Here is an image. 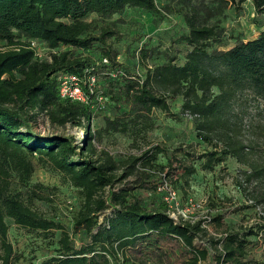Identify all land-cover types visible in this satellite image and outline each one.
Instances as JSON below:
<instances>
[{
	"label": "trees",
	"instance_id": "obj_1",
	"mask_svg": "<svg viewBox=\"0 0 264 264\" xmlns=\"http://www.w3.org/2000/svg\"><path fill=\"white\" fill-rule=\"evenodd\" d=\"M186 1L192 14L182 36L189 47L184 63L173 56L161 65H146L140 76L118 61L109 41L121 34L111 20L128 8L158 14L155 0H0V42L5 43L0 48V264L27 263L10 240L11 225L55 246L38 264H202L210 258L200 242L206 237L202 222H176L165 201L145 196L157 191L149 181L115 190L162 150L155 147L124 162L100 150L96 143L102 135L92 129L95 115L105 109L99 98L111 104L113 116L104 131L123 134L151 130L154 110L171 115L172 104L181 98L185 116L195 118L198 138L214 148L204 156L206 169L233 159L245 168L239 183L245 191L264 182V156L244 133V111L252 101L264 103V0H251L257 38L233 45H220L218 29L200 21L203 0L194 6L195 0ZM248 1L237 0L238 9ZM229 3L235 0H219L218 9ZM33 41L49 49L47 59L36 56ZM148 52L140 48L137 59H147ZM61 74L96 79L87 103L61 98ZM38 115L54 128L84 129L82 144L66 134H40ZM257 129L251 128L253 136L264 138V124ZM36 162L50 165L76 189L71 229L36 208L56 197L49 187L31 184ZM194 173L186 168V176ZM251 201L264 204V189ZM214 220L220 224L221 218ZM79 232L85 238L81 244L72 236ZM258 235L264 237V224L258 232L211 238L214 261L254 264L246 238Z\"/></svg>",
	"mask_w": 264,
	"mask_h": 264
},
{
	"label": "rangeland",
	"instance_id": "obj_2",
	"mask_svg": "<svg viewBox=\"0 0 264 264\" xmlns=\"http://www.w3.org/2000/svg\"><path fill=\"white\" fill-rule=\"evenodd\" d=\"M192 2V1H191ZM195 3L192 6L196 5ZM237 0L218 9L219 0H203L200 10L201 22L214 26L220 33V45H233L237 40L249 41L257 38L259 32L253 23L254 9L249 0L238 9ZM190 3V2H189ZM186 0H159L158 14L128 8L123 15L112 18L120 32V38H112L109 43L119 52L118 61L129 67L137 75H144L146 65L149 67L161 65L175 56L179 64H183L189 47L182 40L187 33L186 17L191 13V6ZM221 11V12H220ZM95 17H90L89 20ZM220 46L219 44H216ZM5 43L0 42V48ZM140 48L148 49V58L138 60ZM65 48L59 51H64ZM39 59L49 57V49L39 46ZM82 53V52H80ZM94 58H100V52H92ZM104 102V101H103ZM183 101L179 98L172 104L171 115L154 110L151 121V130L137 133H107L106 119L112 118L111 104L104 102V108L97 112L92 123L96 134L102 135L101 143H96L101 150L108 151L118 162H124L129 157H141L155 147L162 150L155 161L143 167L140 164L135 175L115 185V190L124 186L136 187L142 182L149 181L157 188L156 192H144L148 198L165 201L169 191L175 192L174 201L177 208L188 214L192 222H202L206 237L200 242L210 252V258L202 264H216L215 250L208 245L211 238L219 240L229 233H246L249 230L258 232L260 225L264 224V204L258 205L251 201L252 194H258L264 189V182H254L245 191L239 186L245 168L233 159H229L216 166L214 170L205 167V154L214 151L213 146L202 142L196 133L195 118L185 116L182 111ZM244 133L246 140H256L259 145L258 152L264 156V138L253 136L251 128L256 130L264 124V103L251 102L244 111ZM38 132L42 135L66 134L76 138L79 145L84 139V129L67 126L54 128L44 115H38L35 121ZM194 168L195 173L186 176V168ZM123 170L119 171V175ZM31 184H41L56 192L52 204L38 203L36 208L46 217L65 224L69 230L72 228V219L78 208V197L75 188L71 187L47 163L36 162V170ZM178 215V214H177ZM220 217V224L214 219ZM10 240L17 252H21L27 263L38 264L43 256L48 254L50 248L55 246L48 242L43 243L11 225ZM77 244L85 238L79 233L72 234ZM248 256L254 264H264V237L262 235L250 236Z\"/></svg>",
	"mask_w": 264,
	"mask_h": 264
},
{
	"label": "built area",
	"instance_id": "obj_3",
	"mask_svg": "<svg viewBox=\"0 0 264 264\" xmlns=\"http://www.w3.org/2000/svg\"><path fill=\"white\" fill-rule=\"evenodd\" d=\"M159 0H155L156 4ZM41 44L37 41L31 42L30 46L35 50L36 56L39 58L41 54L39 53V46ZM60 83V96L64 100H71L80 103H87L89 96L87 95V90L90 94H93L96 87V79L94 77H78L71 74H61L59 76ZM99 102L102 104L101 108L104 107L103 98H99ZM188 117L192 118L188 115ZM175 192L169 191L165 203L169 208V214L176 222H188L191 221L188 214L184 211H180L177 208V203L174 201ZM178 214V215H177ZM192 222V221H191Z\"/></svg>",
	"mask_w": 264,
	"mask_h": 264
}]
</instances>
